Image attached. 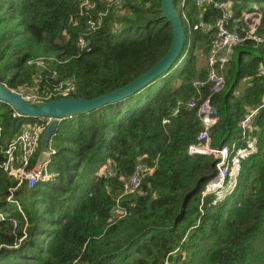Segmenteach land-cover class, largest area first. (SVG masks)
<instances>
[{"label": "trees", "instance_id": "16d2710c", "mask_svg": "<svg viewBox=\"0 0 264 264\" xmlns=\"http://www.w3.org/2000/svg\"><path fill=\"white\" fill-rule=\"evenodd\" d=\"M172 1L191 23H210L218 13L207 5L198 17L193 0ZM230 1L241 24L244 12L258 10L255 32H264V0ZM79 2L0 0L3 85L45 94L54 80L70 78V95L88 98L126 83L168 48L171 28L160 16V0H93L89 8ZM99 11V24L86 31ZM78 35L84 47L76 44ZM211 38V28L192 29L187 49L183 42L154 80L120 100L60 118L45 144L50 178L15 186L0 166V264H160L165 256L171 264H264V104L250 134L242 136L237 126L247 107L261 103L264 45L248 38L236 44L224 87L209 95L217 110L210 144L228 145L229 165L224 187L202 195L215 158L187 151L200 123L185 102L196 95L192 81L205 77ZM12 112L0 100V163L20 125L40 118ZM137 162L152 170L139 191L121 194L122 177ZM103 164L111 174L98 173ZM12 186L21 212L5 199ZM114 204L126 212L114 215Z\"/></svg>", "mask_w": 264, "mask_h": 264}, {"label": "built area", "instance_id": "2783aa9c", "mask_svg": "<svg viewBox=\"0 0 264 264\" xmlns=\"http://www.w3.org/2000/svg\"><path fill=\"white\" fill-rule=\"evenodd\" d=\"M93 0H80L79 6L82 8H89ZM109 3H119L120 0H100ZM196 7L199 9L198 17L201 16L202 10L207 6H213L218 9L217 15L210 23H203L201 19L191 23L183 11H180L181 16L185 21V28L183 32L188 33V40L185 43L184 49L186 50L190 41V34L192 29L201 28L207 30L212 29V38L209 46L205 52V77L202 80H194L192 84L196 91V95L191 97L185 102L187 107H194L196 115L198 117L200 128L196 133L197 142L189 143L187 145L188 152H198L210 154L215 158L216 171L214 175L209 178L201 190V194L210 193L224 187V178L227 173V167L229 165V148L228 145L213 146L210 144L209 134L210 128L217 120L216 107L210 102L209 95L211 93L219 92L225 85V64L233 51L236 44L244 40L245 38L251 39L256 43L264 45V32L256 33L255 27L258 24L260 18V12L256 9L246 11L243 13L242 24L238 22V18L234 16V12L231 8L230 0H193ZM103 15L101 11L98 12L96 20H88L86 23V31L93 30L100 22V18ZM255 16L258 21L251 19ZM76 44L79 47H84L86 41L83 35L76 37ZM31 62V60H27ZM36 64L43 65L41 58L33 60ZM206 85V93H200L202 86ZM75 89L74 83L70 78L62 80H54L45 94H40L31 87H25L24 89H11L17 92L22 98L30 102H40L46 100L51 95L66 96L70 95ZM264 104V93L261 103L256 106L247 107L243 115L238 119L237 126L239 127L240 134L245 136L253 131V118L258 112L259 108ZM176 107L172 110V114L176 112ZM13 115H21L15 110ZM51 117L41 116L38 120L32 122H23L15 136L7 142L3 149L4 159L0 163L2 170L16 179L15 186L24 181L26 187H30L37 180H45L52 176L51 173L46 171L45 162L49 154L48 150L42 151L43 155H40V150L36 152L37 144H39V138L42 131L45 129ZM168 118H161V122H167ZM35 157V159H34ZM31 159L34 162L31 166H28ZM153 165L137 162L133 171L126 176L122 177V191L121 194H127L139 191V182L142 176L149 174ZM98 173L111 174V170L106 164L100 166ZM12 186L9 188V193L5 195V199L15 203L17 209L21 212L20 207L16 199L12 197L11 190L15 188ZM114 215H123L126 210L119 204H114L112 207ZM5 213L0 210V219L4 217ZM13 224H15L13 222ZM160 264H171L168 258L165 256Z\"/></svg>", "mask_w": 264, "mask_h": 264}, {"label": "water", "instance_id": "95a60500", "mask_svg": "<svg viewBox=\"0 0 264 264\" xmlns=\"http://www.w3.org/2000/svg\"><path fill=\"white\" fill-rule=\"evenodd\" d=\"M160 16L169 22L171 40L166 51L147 69L137 74L126 83L92 97L66 95L40 102H30L17 92L7 88L0 82V100L7 103L13 110L26 116L51 117L39 138V150H46V142L55 123L62 117L74 112L89 111L105 103H112L131 95L147 83L151 82L161 72L166 70L179 56L183 47V25L180 13L174 9L172 0H160Z\"/></svg>", "mask_w": 264, "mask_h": 264}, {"label": "rangeland", "instance_id": "374dc122", "mask_svg": "<svg viewBox=\"0 0 264 264\" xmlns=\"http://www.w3.org/2000/svg\"><path fill=\"white\" fill-rule=\"evenodd\" d=\"M183 39H184V42L186 43L187 42V40H188V33L186 32V31H184L183 32ZM204 56H205V54H204ZM203 58V55L202 54H198L197 53V64H200L199 62H200V60ZM21 89H24V88H20V90ZM250 142V141H249ZM6 174V173H5ZM6 175H8V174H6ZM8 176H10V175H8Z\"/></svg>", "mask_w": 264, "mask_h": 264}, {"label": "crops", "instance_id": "0c3cea01", "mask_svg": "<svg viewBox=\"0 0 264 264\" xmlns=\"http://www.w3.org/2000/svg\"><path fill=\"white\" fill-rule=\"evenodd\" d=\"M251 19H253V20H255V21H256V20L258 21V19H256L255 16H252Z\"/></svg>", "mask_w": 264, "mask_h": 264}]
</instances>
